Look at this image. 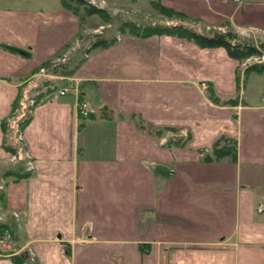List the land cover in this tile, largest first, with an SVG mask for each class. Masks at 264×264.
I'll list each match as a JSON object with an SVG mask.
<instances>
[{"label": "crops", "instance_id": "0c3cea01", "mask_svg": "<svg viewBox=\"0 0 264 264\" xmlns=\"http://www.w3.org/2000/svg\"><path fill=\"white\" fill-rule=\"evenodd\" d=\"M7 1L0 163L15 157L7 170L26 177L8 183L0 168V222L18 248L0 249V264L28 252L25 264H264V99L238 96L239 63L224 48L124 34L73 55L63 85L46 87L30 109L21 89L48 81L41 69L74 44L81 23L60 2L48 10L11 0L27 4L16 10ZM150 1L207 30L264 34V0ZM210 89L236 104L214 103ZM17 102L31 113L19 141L9 121ZM80 102L97 114L83 118ZM228 142L234 160H205Z\"/></svg>", "mask_w": 264, "mask_h": 264}, {"label": "rangeland", "instance_id": "374dc122", "mask_svg": "<svg viewBox=\"0 0 264 264\" xmlns=\"http://www.w3.org/2000/svg\"><path fill=\"white\" fill-rule=\"evenodd\" d=\"M63 0H35L28 6V9H36L45 7L48 10H57V3H61V7L66 10H77L79 15L82 17L83 20L80 19V36L74 42V44L70 45L68 49L65 48L64 54L59 56L57 59L52 60L50 63L47 64V67L42 68L40 71V75H44L43 77L47 78L48 81L41 83L35 77L31 80L32 82L28 83L25 87L21 90L22 92H28V98H31L29 101L28 107L31 109L32 106L36 104L42 94L50 88V87H59L63 85L61 82V77H65L61 74L60 69L62 65H65L72 56L79 53V51L88 47L91 43H95L100 39H116L114 37L121 36V35H132L130 32L132 28L129 26L130 23H135L138 26H147L152 24H158L160 22L165 23L168 18L157 10L158 2L150 1V0H85L87 3L91 4L92 6L104 9L105 15H87L84 12V8H80L77 4L71 3V9L65 7L63 5ZM157 3V4H156ZM7 6L13 7L16 10H21V8H25L27 4L22 2H15V1H7ZM39 10V9H38ZM73 12V11H72ZM76 14V13H75ZM199 29L203 28L207 30L205 26L197 25ZM96 36V37H95ZM244 36V35H242ZM251 41L256 43L264 42V34L261 35H250L244 36ZM78 57V56H77ZM80 58V56L78 57ZM264 62V57L262 59L259 58H252L240 66L238 69L240 70V80H241V92L238 96L241 97L247 103H255L264 99V71L261 73L252 72L244 75V71L251 67L254 64ZM65 79V78H64ZM34 82V83H33ZM47 87V89H46ZM56 90L53 91L55 93ZM61 95V94H60ZM64 96V95H62ZM25 100V99H23ZM24 108V107H22ZM17 111V112H16ZM16 112V113H15ZM30 110L27 108L26 110L22 109L18 111V108L15 109L13 117L9 120L11 122V126L13 127V123L16 130V140L19 141L20 138V131L22 130L21 126L30 116ZM97 114V113H96ZM94 114V115H96ZM15 121V122H14ZM10 133V132H9ZM8 133V134H9ZM10 135V134H9ZM17 166V160L15 157L11 158L10 160L0 163V168L6 167L14 168ZM5 169H3L4 171ZM2 173V171H1ZM1 176V174H0ZM6 182L10 183L13 178L7 176ZM0 190V194H2ZM6 214L2 206H0V215ZM18 218L17 215H14ZM4 236H0V249H5L7 252H14V250L18 249L17 245L13 242V237L11 238H3ZM18 251V250H16ZM29 253V252H28ZM28 255H31L30 253Z\"/></svg>", "mask_w": 264, "mask_h": 264}, {"label": "trees", "instance_id": "16d2710c", "mask_svg": "<svg viewBox=\"0 0 264 264\" xmlns=\"http://www.w3.org/2000/svg\"><path fill=\"white\" fill-rule=\"evenodd\" d=\"M63 5L69 9H71V3L77 4L80 8H84V12L87 15H105L104 9H99L91 4L87 3L85 0H63ZM154 3V2H153ZM157 4V3H156ZM157 10L160 13H163L168 20L165 23L152 24L147 26H138L135 23H130V27L132 31L130 32L132 35L137 37H150L153 35H166L171 37H177L180 39L188 40L194 42L201 49H216V48H224L229 55L230 58L234 59L239 63V66L245 61L252 58L262 59L264 57V42L256 43L254 41L249 40L248 38L232 31H220V30H205L199 29L197 24L187 19L183 14L177 13L171 9L165 8L159 3L156 5ZM74 13L79 15L77 10H72ZM80 16V15H79ZM80 19L82 17L80 16ZM80 36V35H79ZM96 37V36H95ZM116 39L113 40H98L95 43H91L90 47L84 51V54L87 55L91 50L97 48H105L112 45ZM8 49L11 52L16 54L26 55L22 50L17 49L15 47H9ZM60 72L62 70L63 75H70L71 71H67L64 66H62ZM264 71V62H260L252 65L244 71V75L252 72L261 73ZM240 70L237 69V78L239 81V88L241 87L240 83ZM208 96L216 104L220 105H234L236 104L237 99H230L227 101H220L217 97V94L213 89H210L208 92ZM17 104L14 105V109H17ZM28 122V119L25 123L22 124L21 128ZM145 125L140 122L139 128L145 129ZM16 150L13 148L10 149V153L14 154ZM237 149L236 144L234 143H225V144H216L211 153H208L205 156V160L212 161H221V160H234L236 158ZM13 170H7L4 176H12L17 179H23L26 177V174H19V172L12 173ZM10 227L2 222H0V236H2L6 231H9ZM13 233L12 230H10ZM27 256L25 254L19 255L15 259L16 264H25Z\"/></svg>", "mask_w": 264, "mask_h": 264}, {"label": "built area", "instance_id": "2783aa9c", "mask_svg": "<svg viewBox=\"0 0 264 264\" xmlns=\"http://www.w3.org/2000/svg\"><path fill=\"white\" fill-rule=\"evenodd\" d=\"M235 1H240V0H235ZM69 90L68 88H64L63 90L60 91V94L61 95H66L68 94ZM78 113L83 117V118H87V117H90L94 114L97 113V110L93 107H91L88 103L86 102H80L78 104ZM2 187L0 186V189ZM2 236H4L3 238L7 237V238H11V234L6 231Z\"/></svg>", "mask_w": 264, "mask_h": 264}]
</instances>
